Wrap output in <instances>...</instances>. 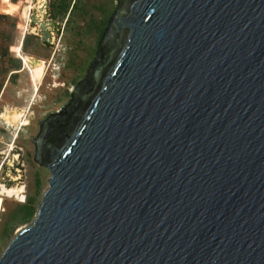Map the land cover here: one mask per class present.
I'll return each mask as SVG.
<instances>
[{
	"label": "water",
	"instance_id": "95a60500",
	"mask_svg": "<svg viewBox=\"0 0 264 264\" xmlns=\"http://www.w3.org/2000/svg\"><path fill=\"white\" fill-rule=\"evenodd\" d=\"M39 123L48 188L0 264H264V0H118Z\"/></svg>",
	"mask_w": 264,
	"mask_h": 264
},
{
	"label": "rangeland",
	"instance_id": "374dc122",
	"mask_svg": "<svg viewBox=\"0 0 264 264\" xmlns=\"http://www.w3.org/2000/svg\"><path fill=\"white\" fill-rule=\"evenodd\" d=\"M31 1L22 0L18 13L14 14L15 6L11 0H0V113L5 107L27 109L29 125L21 127L14 141V152L19 154V159L14 163L11 175L16 174V169L21 171L20 182L24 186L25 203L29 204V199L33 200L30 201L33 213L29 219L30 211L26 210L24 214L20 210L24 203L20 204L13 199H5L2 203L0 255L17 229L31 223L43 193L48 188L50 173L33 160L34 145L29 138L37 135L39 122L67 104L70 91L86 76L99 39L118 0H80L78 10L82 11L79 13L81 17L74 19L71 16L68 23H65L66 18L51 16V0H47L45 21L51 25L55 35L54 43L48 37L42 39V34L25 35V20L21 18L20 11ZM28 13L32 21L33 11ZM30 24L33 25V22ZM19 53L44 61L42 76L37 82V93L34 92L28 71L23 70ZM0 136L5 138V143L0 145V152H6L8 145L13 142V129L5 126L1 120ZM5 171L6 167L2 168L0 179H3V184L12 185L13 182L5 177Z\"/></svg>",
	"mask_w": 264,
	"mask_h": 264
},
{
	"label": "bare ground",
	"instance_id": "6f19581e",
	"mask_svg": "<svg viewBox=\"0 0 264 264\" xmlns=\"http://www.w3.org/2000/svg\"><path fill=\"white\" fill-rule=\"evenodd\" d=\"M46 4H47V0H32L29 5H24L21 8L20 16L25 20V24H24L25 26H23L25 35L32 34L39 36V34L42 33L41 32L42 29H46L48 32V38L50 42L54 43L55 35L53 33L51 25L45 21V15L47 13ZM31 10L33 11L32 21L30 19V14L28 13V11ZM31 22H33V25L30 24ZM18 56L22 61L23 70L25 69L28 71L29 79L34 88V92L37 93V82H39L41 79L42 71L44 68V61L38 58H34L32 56L21 55L20 53L18 54ZM0 120L3 122V124L8 126L9 129H13V139H12L13 142L8 145L6 152H0V173L2 171V168L6 167L5 177L8 178L7 179L8 181L13 182L12 185L8 186L2 183L3 179H0V212H1V206L5 199H13L20 204L25 203L26 196H24V186L22 182H20L21 171L15 168L16 174L11 175V170L15 166L14 163L15 162L17 163L19 159V154L14 152V141L17 138L18 132L21 130V127H25L29 125V120L27 119V109L17 108V107L15 108L5 107L3 111L0 113ZM1 156H3V158ZM2 159H4V161L1 162ZM19 230L20 229L18 228L17 231Z\"/></svg>",
	"mask_w": 264,
	"mask_h": 264
},
{
	"label": "trees",
	"instance_id": "16d2710c",
	"mask_svg": "<svg viewBox=\"0 0 264 264\" xmlns=\"http://www.w3.org/2000/svg\"><path fill=\"white\" fill-rule=\"evenodd\" d=\"M21 2L22 0H11V3L14 4L15 6V12L14 14L18 13V9L21 6ZM81 5V1L80 0H51L50 1V11H51V16L57 17V16H61V18H66V22H69V18L71 16H74V19H78L81 17V14H79L80 10H78L80 8ZM23 45H24V41H23ZM97 86L91 91V93L88 95L87 100H89V98L95 93ZM86 100V101H87ZM83 109V105L80 107V112ZM75 116V115H74ZM73 116V117H74ZM73 125V123H72ZM71 126H68V130L71 129ZM33 200L29 199L28 203H24L23 205H21V211L25 214L26 210L30 211V215L28 217V219L31 217L32 213H33V206L31 204V202Z\"/></svg>",
	"mask_w": 264,
	"mask_h": 264
},
{
	"label": "crops",
	"instance_id": "0c3cea01",
	"mask_svg": "<svg viewBox=\"0 0 264 264\" xmlns=\"http://www.w3.org/2000/svg\"><path fill=\"white\" fill-rule=\"evenodd\" d=\"M22 69V68H21ZM5 143V138L4 137H1L0 138V145L4 144Z\"/></svg>",
	"mask_w": 264,
	"mask_h": 264
},
{
	"label": "flooded vegetation",
	"instance_id": "af4514ba",
	"mask_svg": "<svg viewBox=\"0 0 264 264\" xmlns=\"http://www.w3.org/2000/svg\"><path fill=\"white\" fill-rule=\"evenodd\" d=\"M95 56V55H94ZM40 124V123H39ZM38 132H39V130H38ZM38 132H37V134H38Z\"/></svg>",
	"mask_w": 264,
	"mask_h": 264
},
{
	"label": "built area",
	"instance_id": "2783aa9c",
	"mask_svg": "<svg viewBox=\"0 0 264 264\" xmlns=\"http://www.w3.org/2000/svg\"><path fill=\"white\" fill-rule=\"evenodd\" d=\"M5 125V124H4ZM6 126V125H5ZM8 127V126H7Z\"/></svg>",
	"mask_w": 264,
	"mask_h": 264
}]
</instances>
